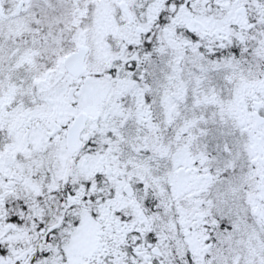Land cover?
Returning a JSON list of instances; mask_svg holds the SVG:
<instances>
[{"label":"snow or ice","instance_id":"snow-or-ice-1","mask_svg":"<svg viewBox=\"0 0 264 264\" xmlns=\"http://www.w3.org/2000/svg\"><path fill=\"white\" fill-rule=\"evenodd\" d=\"M0 264H264V0H0Z\"/></svg>","mask_w":264,"mask_h":264}]
</instances>
